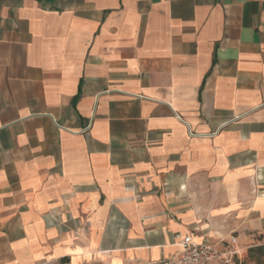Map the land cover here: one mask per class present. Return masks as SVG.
<instances>
[{"label": "crops", "instance_id": "obj_1", "mask_svg": "<svg viewBox=\"0 0 264 264\" xmlns=\"http://www.w3.org/2000/svg\"><path fill=\"white\" fill-rule=\"evenodd\" d=\"M264 243V0H0V264H155Z\"/></svg>", "mask_w": 264, "mask_h": 264}, {"label": "built area", "instance_id": "obj_2", "mask_svg": "<svg viewBox=\"0 0 264 264\" xmlns=\"http://www.w3.org/2000/svg\"><path fill=\"white\" fill-rule=\"evenodd\" d=\"M179 246L176 254L161 258L155 264H244V248L234 235L215 240L185 234L180 237Z\"/></svg>", "mask_w": 264, "mask_h": 264}, {"label": "trees", "instance_id": "obj_3", "mask_svg": "<svg viewBox=\"0 0 264 264\" xmlns=\"http://www.w3.org/2000/svg\"><path fill=\"white\" fill-rule=\"evenodd\" d=\"M264 264V243L255 244L247 248L244 255V264Z\"/></svg>", "mask_w": 264, "mask_h": 264}, {"label": "rangeland", "instance_id": "obj_4", "mask_svg": "<svg viewBox=\"0 0 264 264\" xmlns=\"http://www.w3.org/2000/svg\"><path fill=\"white\" fill-rule=\"evenodd\" d=\"M246 264H252V263L248 262V263H246Z\"/></svg>", "mask_w": 264, "mask_h": 264}]
</instances>
